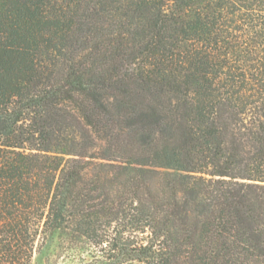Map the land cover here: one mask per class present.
Listing matches in <instances>:
<instances>
[{"label": "trees", "instance_id": "obj_1", "mask_svg": "<svg viewBox=\"0 0 264 264\" xmlns=\"http://www.w3.org/2000/svg\"><path fill=\"white\" fill-rule=\"evenodd\" d=\"M52 234L264 264V0H0V264Z\"/></svg>", "mask_w": 264, "mask_h": 264}, {"label": "rangeland", "instance_id": "obj_2", "mask_svg": "<svg viewBox=\"0 0 264 264\" xmlns=\"http://www.w3.org/2000/svg\"><path fill=\"white\" fill-rule=\"evenodd\" d=\"M95 256L96 253L90 246L70 242L59 234H52L38 240L32 264H104L102 261L97 263Z\"/></svg>", "mask_w": 264, "mask_h": 264}]
</instances>
